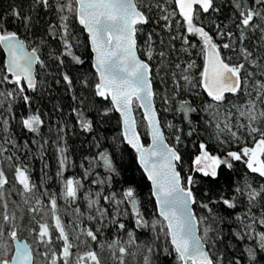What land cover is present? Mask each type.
Returning <instances> with one entry per match:
<instances>
[{
	"label": "trees",
	"instance_id": "1",
	"mask_svg": "<svg viewBox=\"0 0 264 264\" xmlns=\"http://www.w3.org/2000/svg\"><path fill=\"white\" fill-rule=\"evenodd\" d=\"M50 2L55 5V0ZM147 3L148 0H145L143 10L150 20L136 36L137 50L150 66L154 102L166 139L182 157L177 162V169L184 187L191 188L193 192V209L200 237L205 238L210 256L214 260L222 257L223 264H236L237 261L239 264H264V250L259 249L257 235L264 233V225L258 223L264 216V192H261L264 189V177L252 172L247 166V158L243 156L240 160L229 158L232 167L221 165L217 168L216 177H205L203 173L194 171L192 163L200 154V143L206 145L210 155L224 159L228 152H240L245 146L254 147V140L260 139L258 134L249 133V120L239 117V112L244 110L249 101L255 102L258 119L252 126L264 130V118H259L264 105L256 96L257 82L264 81V31L261 30L264 29V20L257 17L255 27L247 29L245 39L240 41L236 0H215V9L218 10L207 13L196 7L194 23L213 37L225 62L231 65L244 64L243 90L237 94L226 93V100L217 104L200 86L204 56L199 37L186 32V25L173 0H151L150 9ZM244 6H251L257 11L264 10V5H257L256 0H245ZM13 8L32 17V26L28 30L10 17ZM173 11L176 15L170 16L168 21L162 19ZM6 15L9 16L8 30L17 31L30 50L36 48L42 63L36 65L35 89H29L22 81L24 92L20 93L18 86L9 82L12 77L6 72L0 49V93H4L0 97V171L5 173L8 181L0 188V215L6 213L10 216L13 213L15 221L12 223L19 228V232L26 229V234L21 231L19 237L26 239L33 252L37 253L36 264L42 260L38 256L40 248V251H47L48 255H43L46 262L51 259L53 252L55 232L50 244H38L35 241V231H38L36 221L54 225L50 204L53 196L57 203L56 214L74 245L70 250L69 264H76L77 257L89 250L97 253L100 264H110L108 260L100 258L101 252L96 249L100 232L107 239L114 233L124 236L132 232L135 241L132 250L135 254L127 250L123 255V264H145V257H149L151 264H178L175 251L164 233L160 232L165 222L157 214L150 183L138 165L136 153L124 142L120 117L114 110L106 111L112 107L109 99L95 95L97 74L92 65L88 36L82 25L74 18L69 20L68 38L73 45L72 51L82 61L77 64L70 56L62 54V33L54 34L59 33L56 26L60 15L55 6L45 9L34 5L33 0H0V18ZM228 33L232 34L231 37ZM149 34L152 51L150 60L147 55ZM184 36H187L189 44L184 43ZM225 43H229L230 48L224 49L222 45ZM241 48L252 52V57L245 60ZM161 53L164 55L161 56ZM191 63H194V67L189 68ZM178 64L180 68L176 67ZM65 74L72 81L71 87L63 80ZM5 75H8L9 81L2 80ZM185 75L190 77V82L182 79ZM9 92L13 93L11 97L7 95ZM25 95L30 98L27 102L23 99ZM181 102H186L196 110L188 114L187 120L179 110ZM77 112H82L84 118L92 123L90 131L80 127ZM135 112L140 137L144 144H148L147 127L142 114L137 108ZM33 114H39L43 121L37 132L29 131L21 123ZM4 121H7L6 125ZM217 123L221 128L228 123L231 131L237 133L238 139L232 137L227 129L218 131ZM190 131L192 135H188ZM177 135L180 136L179 143L176 141ZM60 138L69 159L66 170L61 174L56 149ZM102 152L112 161L114 171L104 167L103 161L99 159ZM17 166L28 170L29 181L35 186L32 192L25 193L27 206L22 205L19 195L22 185L15 180ZM188 176L193 177L192 185L187 184ZM67 179L81 182L77 198H70L69 204L63 203L60 198L62 182ZM128 188L133 189L137 207L146 222L143 226H137L131 205L124 200L123 193ZM253 189L261 194L250 203L248 193ZM98 192L101 196L111 197L114 194L115 200L123 201L116 205L115 201L109 203L100 198L108 214L101 220L99 232L93 227L92 220H88L81 208L83 205L77 204L83 195ZM35 196L41 202L38 216L32 211V198ZM222 199L230 200L234 207L228 208ZM203 204H208L211 211L202 207ZM253 217L257 222H254ZM153 221L159 223L154 227ZM76 222L81 223L83 230L97 232V240L92 241L84 232L82 238L72 241L75 234L71 231V225H76ZM119 223L125 224V228L120 229ZM0 225H4L2 219ZM246 225L253 227L247 229ZM205 229H208L207 235ZM149 247L153 249L151 253ZM166 247L168 252L164 251ZM248 247L256 251L255 260L249 259L246 251ZM58 261L63 264L62 259Z\"/></svg>",
	"mask_w": 264,
	"mask_h": 264
},
{
	"label": "snow or ice",
	"instance_id": "2",
	"mask_svg": "<svg viewBox=\"0 0 264 264\" xmlns=\"http://www.w3.org/2000/svg\"><path fill=\"white\" fill-rule=\"evenodd\" d=\"M176 8L179 10V15L183 18L186 25V32L188 34L199 37L201 42V52L204 56V68L200 73V86L204 89L209 97L217 104L226 100V93L237 94L243 90L245 80L242 77L244 64L231 65L226 63L221 57L218 45L214 42L213 37L205 31L201 26L194 23L196 18V7L207 13L215 9V0H173ZM245 0H236V8L239 10V23L237 27L241 30L239 40L245 39V32L249 28H254V21L257 17L264 20V10L257 11L253 7H245ZM34 5H40L45 9L53 6L56 7L59 15V24L56 28L59 29L61 39L63 42V55L70 56L77 64L82 63L80 58L73 54V45L69 40V20L74 18L83 26V29L88 33L91 48L94 57V65L98 74V83L95 84V95L111 100L112 107L106 111H116L120 113L123 125V137L139 154V162L147 173L148 179L152 182V195L156 197L159 206V215L163 218L165 224L161 225L160 232L164 233L166 239L174 249L178 264H223L222 257L214 260L209 252L205 249V238L197 235L196 226L197 219L192 213L189 205L195 203L193 192L189 187L181 186V176L176 170V163L181 161L182 157L175 149L169 147L164 142V137L161 132L159 122L157 120V112L153 108L152 83L150 79V66L145 60L137 56V34L142 30L143 26L149 23V16L145 7V0H55L53 5L50 0H33ZM257 5H264V0H256ZM147 7L151 8V0H148ZM67 13V14H65ZM176 15L173 11L168 15L162 17L163 20L168 21L169 17ZM10 17L19 21L20 26L28 30L32 26V17L24 15L21 11L13 8ZM9 16L0 18V47L7 52V61L5 69L11 75L12 80L9 81L8 75L3 76V81L13 82L18 86L20 93L24 92L21 86L22 81L26 82L29 89H35L36 80L33 75V65L42 63L37 55V49L33 48L31 52L26 51L24 40L20 39L17 31H9L7 28ZM179 24V22H178ZM264 31V29H261ZM223 35V33H221ZM231 37V33H228ZM185 44H189L187 36L182 37ZM264 39V37H262ZM149 50L147 52L149 60L152 58V51L150 47L151 34L148 36ZM229 43L222 45L224 49L230 48ZM185 51L187 49H184ZM241 54L248 60L253 53L245 48L240 49ZM164 54L161 53V56ZM180 68V65H176ZM189 68L194 67V63L188 65ZM187 71V69H185ZM251 75V73H249ZM185 81L190 82V77L185 75L182 77ZM63 80L71 87L72 81L70 77L65 74ZM175 82V80H174ZM87 82L85 81V84ZM258 88L256 96L260 98V103L264 105V81L257 82ZM9 97L13 93L7 94ZM4 93H0V97ZM23 99L29 101L28 96ZM2 103V101H0ZM144 109V117L148 122L150 135L153 143L148 148H144L139 142L137 135L136 120L133 117L134 106L137 105ZM185 119H188L190 112L196 111L186 104L181 102L179 109ZM77 111V110H73ZM78 122L80 127L85 131L92 129V123L84 118L82 112H77ZM239 117H246L249 120L248 129L251 135L258 134L260 139L254 140V147H243L240 152L230 151L224 159L218 156H213L206 150V145L200 143V154L193 160V170L203 173L205 177H216L217 168L221 165H227L229 168L232 164L231 160H240L246 157L248 168L254 172L259 173L264 177V130L253 127L252 124L258 119L256 113L255 102L249 101L244 107V110L239 112ZM259 118H264V108L259 112ZM5 125L7 121H4ZM21 123L24 128L31 132H37L43 123L39 114L29 115L24 118ZM190 123V121H189ZM243 127L244 125H240ZM172 127V125H169ZM218 131L227 129L231 132L232 137L237 138V133L232 132L228 123L221 128L220 124L216 125ZM6 130V129H5ZM188 135H192L190 131ZM176 141L179 143L180 136H176ZM63 153V149H60ZM2 154V149H0ZM11 159V157H9ZM99 159L103 161L104 167L109 171H114L112 161L106 153H100ZM65 159L60 160V165L63 167ZM27 169L17 166L15 168V180L22 185L23 193L32 192L35 187L29 181ZM87 175V173H86ZM5 173L0 171V188L7 183ZM80 181L74 179H67L64 182L62 195L65 199L77 198V191L80 187ZM97 183V181H93ZM103 183V181H99ZM187 184H193V177H187ZM264 192V189L261 190ZM258 193L255 189L248 193L249 201H254ZM2 196V193H0ZM96 196L111 203L115 201L116 205L123 203L121 200H115V195L101 196V193H96ZM124 200L131 204L132 212L136 216L137 226H143L146 222L143 220L139 209L137 208V201L134 196L132 188H128L123 193ZM40 203L39 200L36 201ZM222 203L228 208H233L234 204L228 199H222ZM52 219L54 225H49L48 222L36 221L38 231H35V241L38 244H50L52 242L53 230L58 233L56 239L63 242V247L59 253L52 252L51 259L48 264H57L58 260L63 261V264H69V257L71 256V249L74 245L70 242L69 236L65 231V227L61 222L60 217L56 214V198L53 196L50 200ZM99 204L97 199H88V207L92 209ZM7 206L5 205V208ZM202 207L209 209L208 204H203ZM38 209H32L37 211ZM79 211V209H77ZM107 215V210L103 208H96V215H88V220H96L97 217L103 219ZM0 219L4 225H0V264H36L37 253L33 252L32 247L19 239V228L14 223L9 224L10 221H15V216L8 214L0 215ZM254 222L255 218L253 217ZM115 223V221H113ZM199 222H202L199 221ZM159 223L153 221V226ZM258 223L264 225V216H262ZM120 229L125 228V224L119 223ZM252 225H246L247 229H251ZM100 229H97L99 232ZM87 237L92 241L97 240V232L91 229L84 230ZM208 229H205L207 235ZM129 243L134 242L132 232L128 233ZM259 249L264 250V233H258ZM243 239V236L240 237ZM159 239V236H157ZM119 241H113L109 247H115ZM214 246V244H213ZM127 249L123 246L119 247L121 257L126 253ZM148 251L151 253L153 249L149 247ZM165 252L169 249L166 247ZM250 260H255L257 253L253 248L246 249ZM42 255L47 256V253ZM100 264V260L95 251H86L77 257L76 264ZM121 264L123 260L121 259ZM145 264H151L149 257H145ZM236 264H239L237 261Z\"/></svg>",
	"mask_w": 264,
	"mask_h": 264
},
{
	"label": "rangeland",
	"instance_id": "3",
	"mask_svg": "<svg viewBox=\"0 0 264 264\" xmlns=\"http://www.w3.org/2000/svg\"><path fill=\"white\" fill-rule=\"evenodd\" d=\"M134 108L136 109L137 106L135 105ZM134 109V110H135ZM138 109V108H137ZM136 113V112H135ZM61 141L58 145V147H56L57 149V157H58V162H59V171H60V174L66 170L68 164H69V159L67 157V154H66V149L64 147V143L62 142V139L60 138ZM60 149H63V153H61ZM64 158L65 159V164L63 167H61L60 165V160ZM63 186H64V182H62V191H63ZM19 192H20V199L22 200V205L23 206H27V195L23 193V187H20L19 189ZM60 198L63 200V203H66V204H69L70 203V198L69 199H65L62 195V192L60 194ZM97 199L99 200V204L98 205H95L92 209H89L88 207V199ZM40 199L35 196L34 198H32V207L33 209H38L37 211L34 212V214L36 216H38V211H40V208H41V202L39 204L36 203V201ZM29 203V202H28ZM31 204V203H29ZM77 204L78 205H83L81 208L85 211L86 215H96V208L99 207V208H103V209H106V207L101 203L100 201V198L96 196V193H92V194H85L82 196V199L79 203V201H77ZM107 210V209H106ZM37 212V214H36ZM107 214H108V211H107ZM14 214L12 213L10 215L13 216ZM40 215V213H39ZM15 216V215H14ZM101 218L97 217L96 220H92V223H93V227L97 228V229H100L101 227ZM10 223H12V221H10ZM2 224V223H1ZM22 231V232H21ZM20 232L22 234H26V229H22ZM71 231L74 232L75 235L72 236V241L76 242L78 238H82L83 235H84V230L81 226V223L80 222H76V225H71ZM19 232V233H20ZM53 232H55L53 230ZM129 233V232H128ZM125 234L124 236H121V235H117V234H112L111 236H109V238H105L104 237V234L103 232H100V237L99 239L97 240V243H96V249L100 250V258L102 257V260H108L110 264H121V259L124 260L123 257H121V254L119 252V247L120 246H123L125 247L127 250H132V246L134 245L135 241H134V237H133V234H132V238H133V241L132 243H129V235ZM58 235V233L55 232V239H54V248H53V252H59L60 249L63 247L62 245V241H59L56 239V236ZM20 238V237H19ZM22 239V238H20ZM113 241H119V243L115 246V247H109L110 244L113 243ZM77 244V243H75ZM41 250V248H40ZM38 251V256L42 258V260H40V262L38 264H47L48 262L45 261V258L44 256L42 255L43 253H47L46 249L43 251ZM77 250V249H76ZM43 252V253H42ZM133 254H135V252L132 250ZM45 261V262H44Z\"/></svg>",
	"mask_w": 264,
	"mask_h": 264
},
{
	"label": "water",
	"instance_id": "4",
	"mask_svg": "<svg viewBox=\"0 0 264 264\" xmlns=\"http://www.w3.org/2000/svg\"><path fill=\"white\" fill-rule=\"evenodd\" d=\"M195 7H198V6H195ZM82 27H83V26H82ZM84 31H85V30H84ZM85 33H86L87 36H88V33H87L86 31H85ZM19 38H20V37H19ZM20 39H21V38H20ZM88 41H89V46H90V50H91V53H92V65H94V57H95V53H93V51H92L89 37H88ZM25 46H26V51L31 52V50L27 47L26 43H25ZM0 49H1V51H2V53H3V56H4V66H5V63H6V61H7V52L4 51V49H3L2 47H0ZM137 56H138L140 59H142V57H141V56L139 55V53H138V50H137ZM142 60H144V59H142ZM36 65H37V63L33 65V75H34L35 80H36V73H35V72H36ZM93 69H94V71L96 72V70H95L94 67H93ZM96 74H97V72H96ZM8 75L11 76L10 74H8ZM150 76H151V73H150ZM98 82H99V81H98V74H97V83H98ZM23 83H24V85L27 87L26 82L23 81ZM152 89H153V86H152ZM153 92H154V90H153ZM109 100H110V98H109ZM110 102H111V100H110ZM111 105H112V104H111ZM136 106H137V108L139 109L140 113L142 114L143 120H144L145 125H146V127H147V134H148V138H149V142H148V144H144L143 141H142V139H141V137H140V132H139V129H138V124H137V117H136L135 110H134L135 108H134V109H133V117H134V119L136 120V128H135V131H136L137 135L139 136V142H140V144L143 145L144 148H148V147H149L150 145H152V143H153L152 136L150 135V130H149L148 122H147V120H146L145 117H144V109H143V108H140V107L138 106V104H137ZM153 108H154V109L156 110V112H157V109H156V106H155V102H154V97H153ZM115 112H116V111H115ZM116 113H117V114L119 115V117H120V121H121V132H122V136H123L122 118H121L119 112H116ZM157 120H158V122H159V126H160L161 132H162V134H163L165 144H167L169 147H173L172 145L169 144V142H168L167 139H166V136H165V133H164L163 127H162L161 122H160V119H159L158 112H157ZM123 139H124V137H123ZM124 142H125V144H127V145H128V146H129V147H130V148L136 153L138 165H139V167L141 168V170L144 172V174H145L146 177H147V173L144 171V168L141 166V164H140V162H139V154L137 153L136 149H134L130 144H128L127 141H126L125 139H124ZM175 163H176V170L178 171V169H177V162H175ZM178 172H179V171H178ZM180 176H181V175H180ZM147 180H148L149 183H150V186H151V192H152V187H153V186H152V182L148 179V177H147ZM181 186L184 187V185L182 184V179H181ZM152 196H153V195H152ZM153 198H154V200H155V205H156V211H157V214H158V216H159L160 218H162V217L159 215V206H158V204H157L156 197L153 196ZM193 204H194V203L190 204L189 207H190L192 213H193L194 216H195L194 209H193ZM130 205H131V204H130ZM137 208H138V207H137ZM131 209H132V207H131ZM195 217H196V216H195ZM162 220H163V218H162ZM165 223H166V222H165ZM196 232H197V235L200 236V234H199L198 223H197V226H196ZM19 239H20V238H19ZM20 240H22V241H24L25 243L29 244L28 241H27L26 239H20ZM205 249L208 251L206 244H205ZM173 250H174V249H173ZM47 264H48V263H47ZM57 264H60L59 261H57Z\"/></svg>",
	"mask_w": 264,
	"mask_h": 264
}]
</instances>
